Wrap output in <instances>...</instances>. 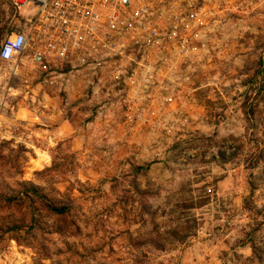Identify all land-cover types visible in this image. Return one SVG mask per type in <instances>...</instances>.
<instances>
[{"label": "rangeland", "instance_id": "1", "mask_svg": "<svg viewBox=\"0 0 264 264\" xmlns=\"http://www.w3.org/2000/svg\"><path fill=\"white\" fill-rule=\"evenodd\" d=\"M241 1L172 130L0 63V264H264V0Z\"/></svg>", "mask_w": 264, "mask_h": 264}, {"label": "built area", "instance_id": "2", "mask_svg": "<svg viewBox=\"0 0 264 264\" xmlns=\"http://www.w3.org/2000/svg\"><path fill=\"white\" fill-rule=\"evenodd\" d=\"M3 2L11 19L0 63L10 82L67 96L83 88L91 104L120 107L136 131L174 129L169 121L197 91L216 18L243 8L241 0Z\"/></svg>", "mask_w": 264, "mask_h": 264}]
</instances>
